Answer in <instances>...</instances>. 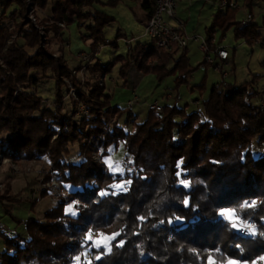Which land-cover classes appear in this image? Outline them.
Instances as JSON below:
<instances>
[{
  "label": "trees",
  "instance_id": "trees-1",
  "mask_svg": "<svg viewBox=\"0 0 264 264\" xmlns=\"http://www.w3.org/2000/svg\"><path fill=\"white\" fill-rule=\"evenodd\" d=\"M46 1L40 0V5ZM54 1L50 16L54 21L67 27L76 21L80 27L84 20H93L84 25L89 30L90 49L117 45L120 35L107 41L102 32L113 18L100 19L83 10L99 0ZM117 1L103 5H116ZM253 2L243 0L251 20ZM153 5L154 0L142 4L148 17ZM0 7V152L12 160L47 156L52 170L60 172L62 186L73 188L68 197L74 200L76 211L66 213V203L60 201L44 212L43 219L20 221L26 239L9 237L0 229L5 248L0 251V264H226L229 260L264 264V154L253 153L264 146V106L260 104L264 92L257 87L258 76L237 85L221 77L201 101V109L186 112L187 105L178 108L176 100L163 105L160 112L146 108L133 128L125 130L118 121L124 114L129 119L127 107L111 105L105 86L92 79L83 82L68 70L62 56H52L47 45L41 47L38 30L25 17L24 0H0ZM238 8L217 7L206 29L210 48L215 47V30L224 34L231 28L236 40L264 47V28L251 20L237 21ZM17 16L18 35L8 43L11 31L2 21ZM50 31L58 35L62 29L56 24L45 26L46 42ZM127 46L128 52L115 62L104 66L94 62L92 66L106 74L119 63L124 85L130 68L143 75L152 73L158 81L175 74L177 89L201 63L196 67L189 64L188 47L165 51L152 40ZM207 70L203 71L200 95ZM48 78L54 80L52 109L43 107V99L36 93L38 84ZM63 78L77 89L87 116L77 117L78 106L64 100L67 83ZM119 142L130 168L113 174L103 162H95L92 153L98 151V145L105 157L110 146ZM74 143L80 161H65L68 145ZM121 181L128 182L125 190L108 192ZM4 197L0 194L1 203ZM252 201L255 206H243ZM225 210L232 212L237 224L223 216ZM243 221L257 224L252 237L240 234ZM89 232L119 235L111 240L110 250L91 248L90 263H75V256L90 247Z\"/></svg>",
  "mask_w": 264,
  "mask_h": 264
},
{
  "label": "rangeland",
  "instance_id": "rangeland-1",
  "mask_svg": "<svg viewBox=\"0 0 264 264\" xmlns=\"http://www.w3.org/2000/svg\"><path fill=\"white\" fill-rule=\"evenodd\" d=\"M217 0H179V8L183 10L182 19L186 20V31L189 34H197L203 39H206V29L211 25L213 14L218 10L217 5L213 3ZM54 0H47L45 5H40V0H24L26 14L25 17L31 22V24L38 30L41 36V47L47 45L52 50V56H62L67 65L68 70L75 74L76 77L83 82L89 79L97 81L99 84L106 87V92L111 95L110 104L117 105L120 108H126V114L130 112L129 119H126L124 114L118 121V124L125 130H131L133 124L138 122L146 114L147 104L153 101H158L161 106L170 105L175 101V97L178 96L176 105L178 108H184L186 105V112H191L196 109H201V101H203L214 84L219 83L221 79V71L228 72L227 83H235V85L250 80L253 76H258L257 87L261 92H264V47H261L258 42L252 44L247 43L243 39L236 40L234 38L233 29L227 30L224 34L217 29L213 35L214 46L225 47L230 58L227 65H223L221 70H213L209 68L206 72V79L204 82L203 92L200 95V83L205 76V73L199 69L194 70L191 75L188 76L185 84L175 88V74H170L161 81H158L154 74H149L141 82L139 80V86L136 90L128 89L124 86V79L119 73V63L115 64L109 72L106 74L100 73L93 67L94 62H98L104 66L109 63H113L117 56H123L128 52L127 44H132L134 47L137 42L149 43L150 40L147 36H144V26L142 28L135 23L137 21L133 17V13L130 10V0H118L116 5L104 4L109 0H99L95 2L92 7H85L84 12H94L98 14L100 19L106 17H114L113 24L109 23L106 28L102 30L105 40H114L116 36H119L116 31L120 29L122 32L126 31L128 37H134L135 35L142 34L136 42H131L130 38L120 36L117 40V45L110 44L99 45L90 49L91 39L89 38V30L85 26L92 24V19L84 20L79 27L76 21H73L68 27L62 21H54L50 18L51 7L54 4ZM233 2L239 7L236 12L235 18L237 21H244L245 15L249 12L243 5V0H233ZM129 5V6H128ZM15 6H11L5 14L11 12ZM178 8V7H177ZM178 8V9H179ZM0 7V13H1ZM98 12V13H97ZM252 23L257 24L259 27L264 28V0H254L252 4ZM92 14V13H90ZM17 16L15 19L6 18L2 21L3 25L8 26L11 31V38L8 43H11L18 35L16 23L19 21ZM50 24H56L62 29V32L58 35H54L52 31L49 32L50 41H45L44 27ZM264 30V29H262ZM46 37H48L46 35ZM127 40V41H126ZM19 44L23 43L21 37L17 38ZM199 45L195 42L188 44L187 58L189 64L196 67L203 60V52L199 50ZM91 50V56L94 53L95 57L90 58L91 63L87 65V73L81 72V59L78 56L81 51L89 52ZM0 63H2L0 59ZM93 70V71H92ZM134 71H130L127 81L131 84H136L138 80L134 79ZM105 77V79H102ZM62 78V76H61ZM67 83V88L64 91V100H70L69 102L75 103L78 108L81 103L77 97V89L72 84L63 78ZM70 89L73 90L71 95ZM16 92H14L15 94ZM36 93L42 97V105L45 108L51 107V101L54 99V80L52 78L45 79L36 87ZM171 97H167V95ZM138 97V101L134 104L127 106L126 101L132 99L133 96ZM199 99L200 105L194 104L193 100ZM48 104L50 106L48 107ZM67 108V104L64 105ZM54 108L51 107V109ZM87 108V107H86ZM77 117L84 115L83 112L77 109ZM133 112V113H132ZM5 134H2L4 136ZM96 145V144H95ZM255 143L253 144V147ZM98 148V154L101 162L108 172L113 174H123L124 165L123 160L125 157V150L123 144L119 142L115 147L112 145L108 150L107 156L101 155V148ZM254 155L264 154V146L256 147L253 151ZM79 147L77 143L68 145V153L64 156V160L68 162H79ZM93 158V153H92ZM95 162H99L93 158ZM130 168V166L128 167ZM54 172L60 177V172L53 171L51 164L47 156H42L39 159H19L12 160L5 157L0 152V194H3L4 202H0V229L9 237L19 235L23 238H27L26 228L19 225V222H26L27 219H43L44 212L52 208L56 203L65 202L64 210L70 215H74V200L68 197V194L73 190L71 186H62L60 179L59 196L57 193L50 191L47 186V182L50 179V172ZM48 171V172H47ZM120 185L121 187H116ZM128 185L127 181H121L111 186L108 192L116 193L119 190H125ZM106 191H102L101 194H106ZM16 199H18L16 201ZM32 202L34 206L32 207ZM5 205V206H4ZM71 208V211H69ZM223 216L229 221L237 222L232 212L223 211ZM237 224V223H235ZM92 239L90 241V247L84 250L81 255L75 256V263L79 261L91 262V248H103L108 250L111 242V237L100 234L98 232H90ZM89 234V233H88ZM87 234V236H88ZM69 243H72L71 238ZM99 243V247H97ZM4 243L0 238V251H3ZM79 257V260L76 259ZM226 264H255L239 262L237 260H229Z\"/></svg>",
  "mask_w": 264,
  "mask_h": 264
},
{
  "label": "built area",
  "instance_id": "built-area-1",
  "mask_svg": "<svg viewBox=\"0 0 264 264\" xmlns=\"http://www.w3.org/2000/svg\"><path fill=\"white\" fill-rule=\"evenodd\" d=\"M179 0H154L153 10L146 24L144 25V36H147L154 45L165 51H173V50H183L188 47L190 42H195L199 46V50L203 52V60L199 65V70L205 71L209 68L213 70H221L223 65H227V61L229 58L228 50L223 46H215L210 48L205 39L197 34H189L186 31V20L182 19L181 16L178 15L177 7ZM217 7L219 10H222L226 7H237L234 2L228 0H219L217 2ZM251 20V15L247 13L245 15L244 21L249 22ZM96 53L91 56V53H86L81 51L79 53V57L81 59V72L87 69V65L91 63L92 57L95 56ZM92 64V63H91ZM87 73V70L86 72ZM228 72L221 71L222 79L227 78ZM102 79L104 80L105 77ZM71 95L73 94V90L70 89L69 92ZM138 101V97L136 95L133 96L132 99L127 101V106H130ZM194 104H198L197 100L193 101ZM260 104L264 106V98L260 100ZM50 104H48V107ZM78 108V107H77ZM79 111L83 112V114H88V109L79 105ZM147 109L153 110L155 112H160L162 106L158 101H153L147 104ZM78 112V111H77ZM93 158L99 162H101L99 154L97 151L93 152ZM124 165L127 167L130 166L127 157L123 160ZM48 172V171H47ZM50 172V179L46 183L49 187L48 189L52 192L57 193L59 196L60 183L59 178L54 172ZM257 227L256 223L252 222H242L240 225V234L247 238L252 237L254 235L255 229ZM72 240V238H71Z\"/></svg>",
  "mask_w": 264,
  "mask_h": 264
},
{
  "label": "crops",
  "instance_id": "crops-1",
  "mask_svg": "<svg viewBox=\"0 0 264 264\" xmlns=\"http://www.w3.org/2000/svg\"><path fill=\"white\" fill-rule=\"evenodd\" d=\"M121 1V0H120ZM145 0H130V5L131 6H129V8H130V10L132 11V13H133V17L137 20V21H135V23H137V25H139L141 28H142V26H144L145 24H146V22H147V20H148V11L146 10V9H144L143 8V6H142V4H143V2H144ZM190 1H194V0H190ZM213 3L215 4V5H217V2L216 1H213ZM178 8H179V3H178ZM177 8V12H178V15L179 16H181V17H183V15H182V13L181 12H183V10H181L180 8L178 9ZM113 19H115L114 17H112ZM253 18V17H252ZM113 20L112 21H110L109 23H112L113 24ZM109 23H107V24H109ZM107 24H105L104 25V27H103V29L104 28H106V25ZM118 32V34L120 35V36H123L124 37V39L125 38H130V40H131V42H135V41H137L139 38H140V36L142 35V34H138V35H135L134 37H128V35H126V31L125 32H122L120 29H118L117 31H116V33ZM130 71H134L133 72V76H134V79H136V80H138L137 82H136V84H131V83H129L128 81H127V83L124 85V86H126L128 89H132V90H136L137 88H138V86H139V80H140V82L144 79V78H146L149 74H151V73H149V74H141V73H139L137 70H132L131 68L130 69H128V74H127V79H128V75H129V72ZM155 76V75H154ZM167 97H171L169 94L167 95ZM176 98V97H175ZM176 101L178 100V96H177V98L175 99ZM128 101V100H127ZM127 101H126V103H127ZM133 113V112H132ZM140 119V118H139Z\"/></svg>",
  "mask_w": 264,
  "mask_h": 264
},
{
  "label": "snow or ice",
  "instance_id": "snow-or-ice-1",
  "mask_svg": "<svg viewBox=\"0 0 264 264\" xmlns=\"http://www.w3.org/2000/svg\"><path fill=\"white\" fill-rule=\"evenodd\" d=\"M177 175L179 176V173H177ZM181 183H182V184H185V186H187V183H188V182L182 180ZM116 187L119 188V187H121V186H120V185H116ZM187 203H188L187 200H185V204H187ZM255 204H256V201H252L251 204L246 203V204L243 205V206H244V207H253V206H255ZM69 211H71V208H69ZM73 214H75V213H73ZM177 219H180V218L177 217ZM233 227H235V225H233ZM115 235H119V233H116ZM115 235L112 236L111 239H115ZM87 238H88L89 240L92 239V235H91L90 232H89ZM121 243H123V242L121 241ZM96 246L99 247V246H100L99 243H97ZM109 250H110V249H109ZM97 258H98V257H97ZM76 259L79 260V257H76Z\"/></svg>",
  "mask_w": 264,
  "mask_h": 264
}]
</instances>
